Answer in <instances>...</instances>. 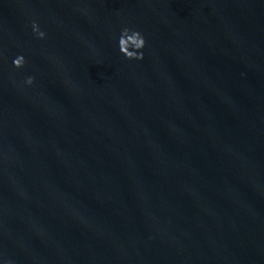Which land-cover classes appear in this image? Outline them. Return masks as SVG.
I'll list each match as a JSON object with an SVG mask.
<instances>
[{"label": "water", "instance_id": "95a60500", "mask_svg": "<svg viewBox=\"0 0 264 264\" xmlns=\"http://www.w3.org/2000/svg\"><path fill=\"white\" fill-rule=\"evenodd\" d=\"M0 264H264V0H0Z\"/></svg>", "mask_w": 264, "mask_h": 264}]
</instances>
